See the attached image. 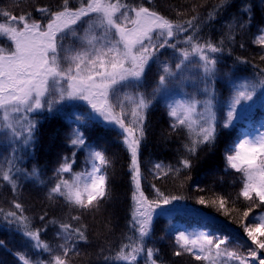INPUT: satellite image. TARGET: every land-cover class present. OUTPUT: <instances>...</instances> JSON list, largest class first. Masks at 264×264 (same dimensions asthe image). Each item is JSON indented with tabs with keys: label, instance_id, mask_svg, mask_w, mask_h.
I'll return each mask as SVG.
<instances>
[{
	"label": "snow or ice",
	"instance_id": "obj_1",
	"mask_svg": "<svg viewBox=\"0 0 264 264\" xmlns=\"http://www.w3.org/2000/svg\"><path fill=\"white\" fill-rule=\"evenodd\" d=\"M228 3L229 0H217L203 19L198 12L203 4H193L191 16L176 11L177 18L173 19L131 0H78L76 4L72 0H57L55 6L36 4L33 7L39 18L30 10L16 14L12 9L0 8V40L5 41L0 45V146L5 152L10 150L0 160V181L6 182L14 194L21 179L43 184L36 166L30 171L19 167L21 157L17 153L34 146L39 123L36 117L56 111L65 101H83L90 109L85 114L89 119L106 122L120 130L134 186L130 224L135 236L126 237L127 242L120 245L114 256L104 259L115 264H137L138 257L144 255L148 264H157L154 256L158 250L146 247L153 233V217L157 209L173 205L184 197L166 194L153 185L155 198L149 199L141 189L140 156L146 138L147 113L158 95L171 91L173 81L181 86L187 80L196 82L193 93L166 104L172 130L186 132L187 142L183 145L186 154L179 158L178 167L155 163L157 176L170 173L178 176L182 170H191L201 146L215 144L217 113L212 85L220 54L225 52L226 42H237L235 31L244 30L251 24V18L246 21L233 18L226 25L227 33L217 42L202 38L199 33L201 26L216 19ZM19 6V2L15 4ZM250 10V7L246 9ZM260 31L264 33V28ZM254 43L264 47V34ZM167 49L172 50V62L160 59L164 54L161 50ZM260 60L264 62V55ZM153 65L157 66L156 86L151 93L139 91ZM257 75L259 79L233 84L235 94L223 127L233 122L241 101H251L258 89H264V68ZM199 84H203L202 89ZM201 91L206 95L203 100L197 98ZM68 143L71 155L57 161L51 187L47 189V199H62L70 209L69 221L76 222L48 221L56 226L55 237L61 243L53 246L42 240L41 232L47 224L33 229L18 200L14 199L8 210L0 207V221L16 225L27 238L28 246L50 254L47 262L38 260L35 264H71L70 253L79 255L77 246L88 241V226L81 222V215H71V211L99 213L111 199L106 172L111 160L106 151L87 144L78 128L69 135ZM78 150H85L86 157L85 168L76 172L73 166ZM225 160L228 169L240 174L239 196L251 202L239 221L251 244L237 240L242 247H247V253L223 247L229 236L178 231L174 255L189 254L203 264H252V261L264 264V257L259 255L264 253V214L255 217L254 222L244 223L254 207L264 206V131L235 140L226 148ZM197 202L208 203L203 198ZM210 203L216 205L217 200ZM226 203L223 197L218 199V209L225 215L228 214ZM233 210L240 211L235 207ZM46 216L47 213L41 215L40 220L45 221ZM18 256L23 264H33L25 255L18 253Z\"/></svg>",
	"mask_w": 264,
	"mask_h": 264
},
{
	"label": "trees",
	"instance_id": "obj_2",
	"mask_svg": "<svg viewBox=\"0 0 264 264\" xmlns=\"http://www.w3.org/2000/svg\"><path fill=\"white\" fill-rule=\"evenodd\" d=\"M18 2L20 6L15 7ZM77 2L78 0H72L73 4ZM131 2H142L144 6L153 7L173 19L177 18L176 11L186 12L191 16L193 14L190 11L191 6L203 4L204 6L198 9L203 19L212 11L217 0H151V3L149 0H131ZM56 3L57 0H0V8L12 9L16 14L21 10H30L39 18V14L34 11V5L55 6ZM249 7L250 12L246 11ZM249 17L251 24L242 31H235L237 42L235 44L226 42V50L220 54L217 76L212 85L214 110L217 113V138L214 145L201 146L197 157L193 158L194 166L191 170H182L178 176L171 173L168 176H157L153 165L162 163L165 166L178 167L179 158L186 154L183 147L187 142L186 132L172 130V119L167 114L166 104L171 102L172 98L182 99L186 98V93H193L196 82L187 80L181 86L173 81L170 85L171 91L158 95L147 113L146 138L142 142L140 156L141 189L149 199L155 198L153 185L166 194L184 197L182 200L174 201L173 205L157 209L153 217V233L147 239L146 247L158 250L154 256L157 264H203L189 254L179 257L174 255L177 250L175 234L180 225L191 229L202 227L210 230L213 236H229L227 244L223 247L240 254H246L248 249L237 243V240L251 244L239 223L243 210L249 207L251 202L239 196L242 187L240 174L227 168L225 150L241 137L244 129H253L264 119V89H258L251 101H241L233 122L228 127H223V124L228 105L235 94L233 84L259 79L257 73L264 68V62L260 60V56L264 55V47L254 43L258 36L264 34L260 31L264 28V0H229L224 11L216 19L201 26L199 35L217 42L225 36L226 25L233 18L246 21ZM182 38L181 36L180 39ZM4 44L0 41V45ZM240 44L244 47L241 48ZM161 51L164 54L160 59L172 62V50ZM237 58L247 63H240ZM226 73L228 75H225ZM157 80V66L153 65L144 87L139 91L151 93ZM198 87L202 89L203 84H199ZM197 98L203 100L206 95L201 91L197 93ZM88 112L90 109L83 101H65L57 106L56 111L45 112L36 117L39 123L34 146L18 152L17 155L21 157L19 167L30 171L36 166L40 170L39 178L44 183H38L33 179H21L18 191L14 194L6 182L0 181V207L8 210L12 207V201L18 200L24 206L25 215L30 218L33 229L44 228L47 224L46 230L41 232L42 240L53 246L62 242L55 237L56 226L48 224V221L51 219L69 221L70 209L62 199L49 201L47 189L51 187L57 161L62 156L71 155L68 137L78 128L84 133L87 144L95 146L98 150H105L111 160V165L106 169L111 199L103 205L99 213L81 214L71 211V215H81V222L88 226V241L77 246L76 251L79 255L70 253L71 264H115L112 260L106 261L104 257L114 256L120 245L127 242L126 237L135 236L130 224L134 186L129 171V155L119 135L120 130L106 122L89 119L85 115ZM77 116L81 119L77 120ZM9 154L10 150L5 152L0 146V160ZM85 157V150L77 151L73 171L79 172L85 168ZM221 197L227 201L225 205L227 215L218 209V199ZM200 198L208 203L199 204L197 201ZM213 200H217L216 205L210 203ZM233 207L240 211H234ZM45 213H47L45 221H41L40 216ZM263 213L264 206L254 207L244 223L254 222L255 217ZM26 240L16 225L9 226L0 221L2 242L0 264H23L18 253L25 255L33 264L38 260L47 262L50 259L49 253L31 248L26 244ZM259 255L264 257V253ZM137 264H148L146 256L138 257ZM252 264H258V261H252Z\"/></svg>",
	"mask_w": 264,
	"mask_h": 264
},
{
	"label": "rangeland",
	"instance_id": "obj_3",
	"mask_svg": "<svg viewBox=\"0 0 264 264\" xmlns=\"http://www.w3.org/2000/svg\"><path fill=\"white\" fill-rule=\"evenodd\" d=\"M4 43H5V41H3ZM178 99H181L180 97H177V98H172L171 99V102L172 101H174V100H178ZM70 102H72V101H70ZM261 131H264V122H262V123H260L253 131H245L244 132V134H243V136H245V135H255V134H257L258 132H261ZM242 136V137H243ZM264 214V213H263ZM181 228V227H180ZM178 231H184V232H186V233H190V232H188V231H185V230H183V229H178L177 228V232ZM200 232H207L208 233V231H206V230H204V229H198V230H196V231H193V233H200Z\"/></svg>",
	"mask_w": 264,
	"mask_h": 264
},
{
	"label": "flooded vegetation",
	"instance_id": "obj_4",
	"mask_svg": "<svg viewBox=\"0 0 264 264\" xmlns=\"http://www.w3.org/2000/svg\"><path fill=\"white\" fill-rule=\"evenodd\" d=\"M1 41H4V40H1Z\"/></svg>",
	"mask_w": 264,
	"mask_h": 264
}]
</instances>
